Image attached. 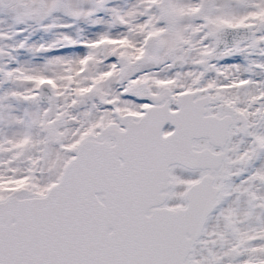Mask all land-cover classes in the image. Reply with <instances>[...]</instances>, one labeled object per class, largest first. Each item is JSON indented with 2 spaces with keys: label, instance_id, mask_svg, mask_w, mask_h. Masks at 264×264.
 <instances>
[{
  "label": "snow or ice",
  "instance_id": "obj_1",
  "mask_svg": "<svg viewBox=\"0 0 264 264\" xmlns=\"http://www.w3.org/2000/svg\"><path fill=\"white\" fill-rule=\"evenodd\" d=\"M0 264H264V0H0Z\"/></svg>",
  "mask_w": 264,
  "mask_h": 264
}]
</instances>
